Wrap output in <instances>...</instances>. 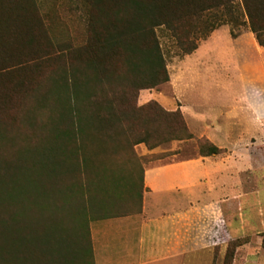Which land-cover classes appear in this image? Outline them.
Returning <instances> with one entry per match:
<instances>
[{
    "label": "trees",
    "instance_id": "1",
    "mask_svg": "<svg viewBox=\"0 0 264 264\" xmlns=\"http://www.w3.org/2000/svg\"><path fill=\"white\" fill-rule=\"evenodd\" d=\"M70 8L83 27L61 40L38 0H0V264H95L91 222L143 211L145 170L139 179L122 152L193 138L181 108L138 103L170 81L159 28L184 56L223 25L234 38L247 26L264 47V0ZM199 152L224 149L203 138Z\"/></svg>",
    "mask_w": 264,
    "mask_h": 264
},
{
    "label": "rangeland",
    "instance_id": "2",
    "mask_svg": "<svg viewBox=\"0 0 264 264\" xmlns=\"http://www.w3.org/2000/svg\"><path fill=\"white\" fill-rule=\"evenodd\" d=\"M38 1L44 10H50L59 23L54 31L59 39L75 37L77 30L83 27L82 16L71 11L70 0ZM229 27L230 25H224L219 29L221 36L217 37V42L213 44V54L217 52L213 59L218 62L205 63L209 57V46H206V51L203 49L199 56L203 58V64L194 60L186 62L185 66L183 60L186 55L178 50L170 31L165 27L158 29L170 81L159 84L154 89L141 91L138 103L142 105L156 100L167 109L181 108L194 135L193 138L173 140L152 149L141 143L134 146L132 152H122L127 154V157L134 152L132 164L136 163L135 170L140 179L142 169L145 170L151 163H171L199 158V141L208 138L218 146H233L231 149L223 148L224 152L219 154L218 158H223L224 163H229V167L232 168L233 165L242 172V176L234 175V182L242 178L249 193L259 187L258 193L244 197L240 201L242 203L236 200L238 196L234 197V214L232 213L227 224L225 219L222 220L224 225L233 230V236L228 238L225 230L217 226L215 243L201 248L198 255L187 253L185 264H229L232 255V264H246L247 256L255 255L259 249L260 244L257 241L264 232V227H257V217H260L264 208V76L257 78L254 67L239 71L238 66H241L245 57L238 55L235 47L232 49V44H229ZM240 28L241 32L249 30L247 26ZM203 41H200V45ZM202 132L206 135H200ZM232 153L233 157L224 159ZM136 158L139 160H135ZM231 177L229 175V178ZM238 186L240 183L235 185ZM145 190L144 186L143 195ZM103 221L105 222V219L92 221L91 225L95 227ZM247 240V243H252L251 248L245 246L247 243L239 246ZM261 264H264L262 236Z\"/></svg>",
    "mask_w": 264,
    "mask_h": 264
},
{
    "label": "crops",
    "instance_id": "3",
    "mask_svg": "<svg viewBox=\"0 0 264 264\" xmlns=\"http://www.w3.org/2000/svg\"><path fill=\"white\" fill-rule=\"evenodd\" d=\"M220 28L196 51L186 55L184 66L194 60L203 64L199 56L206 46H209V57L205 63L218 62L213 59L217 54H213V44L221 36ZM227 37L232 49L235 47L237 54L245 57L238 66L239 71L254 67L257 78L264 76V47L259 45L255 34L248 30L234 38L229 27ZM219 147L231 149L233 146ZM231 156L233 153L224 159L229 160ZM222 159L218 155H200L186 161L147 165L143 211L108 218L95 227L91 225L95 264H185L187 253L198 255L201 248L215 243L217 226L231 238L233 230L222 220L227 224L234 214V197L238 196L236 200L242 203L244 197L260 189L257 187L249 193L242 178L234 182V175L242 176V172L233 165L229 167ZM239 183L240 186L235 187ZM257 224V227H264V208L257 217ZM257 242L259 249L255 255L247 256L246 264H261V236ZM245 246L251 248L253 245L247 243Z\"/></svg>",
    "mask_w": 264,
    "mask_h": 264
}]
</instances>
